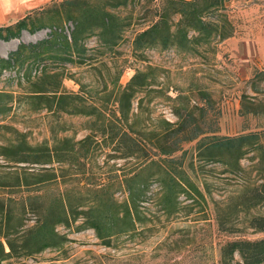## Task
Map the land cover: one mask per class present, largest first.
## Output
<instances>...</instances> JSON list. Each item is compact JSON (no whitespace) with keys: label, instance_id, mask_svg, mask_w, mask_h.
Wrapping results in <instances>:
<instances>
[{"label":"rangeland","instance_id":"obj_1","mask_svg":"<svg viewBox=\"0 0 264 264\" xmlns=\"http://www.w3.org/2000/svg\"><path fill=\"white\" fill-rule=\"evenodd\" d=\"M206 5L201 1L202 9ZM89 6L107 8L123 25L113 51L90 37L73 49L74 63L44 61L38 68L29 67L35 52L28 50L30 58L22 67L0 74V241L7 247L5 235L23 246L24 234L40 227L44 218L52 223L61 213L62 199L72 205L70 226L56 227L68 237L66 253L47 249L27 256L21 247L22 253L4 264H221V250L228 241L264 238V232L251 225L254 218L264 217V199L249 193L264 175L260 151L237 162L224 156L229 166L205 151L214 134L234 137L264 130V114H242L243 104L264 106V76L259 75L264 71L259 52L264 49V0H225L223 7L203 11L205 21L231 37H214L196 52L175 47L133 51L135 35L158 19L164 0H51L0 22V27L9 26L30 15L36 26H45L33 33L23 31L20 39L0 41V56L9 57L20 44L47 40L54 31L71 39V13L76 18ZM234 39L236 44L228 43ZM244 41L251 43V51L239 44ZM81 47L88 50L83 56L77 51ZM150 67L156 69L157 82L136 94L130 120L121 129L117 90L138 70ZM44 70L60 74L63 88L57 95L69 96L54 100L50 110H37L32 99L36 92L59 85L41 79ZM75 95L92 101L90 116L61 109L75 106L82 111L84 102ZM182 124L204 134L181 142ZM124 133L145 150L125 158ZM22 135L28 146L46 150L49 164L14 161ZM88 135L95 137L81 145ZM177 139L178 151L161 155L160 148ZM25 169L52 180L21 187L18 177ZM128 181H134L130 185L135 191L143 189L137 204L142 221L133 237L112 238L107 247L86 224L88 212L91 207L104 213L113 207L124 211L132 204ZM190 184L201 194L182 191Z\"/></svg>","mask_w":264,"mask_h":264},{"label":"trees","instance_id":"obj_2","mask_svg":"<svg viewBox=\"0 0 264 264\" xmlns=\"http://www.w3.org/2000/svg\"><path fill=\"white\" fill-rule=\"evenodd\" d=\"M201 1L207 4L205 9L201 8ZM224 2L225 0H164V7L162 11L159 12L157 16L158 19L148 28L135 35L132 42L133 51L141 52L150 47H161L162 49L175 47L183 52H196L199 45L208 44L214 37L218 36L221 41L231 37V35H225L222 30L220 32L217 25L203 19V11L211 8L218 9L219 7H223ZM66 4L70 5L72 1H67ZM71 14L69 18L74 23L71 39L66 35L54 31L47 40L38 44H20L16 51L9 54V57L0 56V74L12 70L16 66L22 67L30 58L26 55V51L28 50L35 52V55L32 57L33 60L29 63V67L38 68L44 61L51 63H74L76 59L73 49L79 46V42H84L90 37H96L99 46L107 50L113 51L119 45L124 27L115 13L107 8L89 6L84 9L83 13L75 15L77 16L76 18H74L73 13ZM174 16H178L179 19L175 21ZM42 29H45L44 25L36 26L32 17L27 15L13 25L0 27V41L10 42L13 39H20L22 32L25 30L33 33ZM83 34L87 35L81 37ZM50 49L53 50V53H49V51H51ZM77 51L79 55H82L87 53L88 50L85 47H81V49H77ZM155 71L156 69L152 67L146 70H138L127 86H119L115 101L119 106L121 117L115 116L118 118L120 127L121 124L125 122L128 123L130 120L129 116L133 108V101L136 98V94L151 87L157 82L156 77L153 75ZM259 75L264 76V71H261ZM41 77V79L48 80L49 84L51 82L56 84L59 82L57 88L54 89H47L46 87L40 88L32 98L34 103H36L37 110L42 108L50 110L54 100L64 101L69 95L66 93L57 95L59 93L58 90L63 88L60 74H50L44 70ZM75 96L84 102V109L82 111H77L75 106H71L68 109L63 107L61 109L69 114L80 113L84 116H90L91 113L88 112L87 109L92 108V101H89V99L84 96ZM261 107L264 106L260 105L257 108L243 104L242 108L244 110L242 114H264V110L259 111ZM104 122L105 120H103V123ZM105 128L104 126L103 129ZM180 131L184 134L181 142L193 141L204 134V132L201 131L193 133L185 124H182ZM124 136L128 139V141H123L127 144V151L124 153L126 156L125 158L134 156L139 154V152H143L142 150H145L143 145H140V141L135 137L128 133H124ZM93 137L95 136L88 135L80 144L86 145ZM22 139L21 144L16 145L18 149L15 151L16 156L14 161L16 163H30L32 165L49 164L47 157H45L46 150L42 147L34 148L28 146L23 135ZM160 150L161 155L168 157L173 155L178 151V139L174 140L170 145L168 144L165 149L161 147ZM6 151V156H8L10 149H6ZM205 151L209 153L208 156H218L220 162L228 166L229 163L225 161L224 156H228L237 162L252 151H260L259 162L263 165L262 170L264 171V130L234 137H220L214 134L208 137V143L207 145L205 144ZM41 176L43 175H40V173L36 174L35 171L25 169L24 173L18 177L19 186L28 188L52 180L47 175L43 176L44 179L40 178ZM133 179H136V177ZM134 181L127 182L132 204H127L124 211L119 212L116 207H113V210L104 213L97 207H91L88 212L89 215L86 224L90 229L96 231L102 244L107 247L112 246V238L118 240L123 235L133 237L137 231L138 224L142 221L137 204L144 194L142 188L135 191L134 187L130 185L131 182ZM172 184L175 188H178V183L175 180H173ZM189 190H194L195 193L201 194L198 190L194 189V186L191 184L188 185V189H182V191L186 193H190ZM173 192L175 193V189L170 190V193ZM249 193L255 199H264V175L262 177V182ZM61 203V213L52 223L49 222L51 220L44 218L40 227L23 235L25 244L21 247H23L27 256L42 254L47 249L66 253L65 246L68 242V237L67 235L60 234L56 227L61 224L68 227L70 226L69 217L72 205L65 203L63 199ZM251 225L257 231L264 232V217L254 218L251 221ZM80 231L81 230L78 229V232ZM2 238H6V245L9 251H7L5 244L0 241V264H4V262L22 253L19 250L21 247L15 245L7 236L3 235ZM221 251V264H264V238L258 240H231L222 247ZM237 256L239 259H237Z\"/></svg>","mask_w":264,"mask_h":264},{"label":"crops","instance_id":"obj_3","mask_svg":"<svg viewBox=\"0 0 264 264\" xmlns=\"http://www.w3.org/2000/svg\"><path fill=\"white\" fill-rule=\"evenodd\" d=\"M51 0H0V22L6 21L12 15L24 14L27 11H31L37 7H40ZM236 44V40H230L228 43ZM240 45L244 44V49L246 51H251V43L244 41V43L239 42ZM260 55L264 56V49H259Z\"/></svg>","mask_w":264,"mask_h":264}]
</instances>
